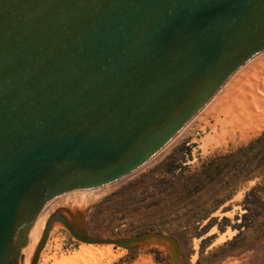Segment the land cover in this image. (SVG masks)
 <instances>
[{
    "label": "water",
    "instance_id": "95a60500",
    "mask_svg": "<svg viewBox=\"0 0 264 264\" xmlns=\"http://www.w3.org/2000/svg\"><path fill=\"white\" fill-rule=\"evenodd\" d=\"M264 49V0H0V264H19L38 215L68 191L108 184L161 149ZM88 244L177 241L150 231ZM78 219V225L75 224Z\"/></svg>",
    "mask_w": 264,
    "mask_h": 264
},
{
    "label": "rangeland",
    "instance_id": "374dc122",
    "mask_svg": "<svg viewBox=\"0 0 264 264\" xmlns=\"http://www.w3.org/2000/svg\"><path fill=\"white\" fill-rule=\"evenodd\" d=\"M263 73L256 85L260 87L249 95L252 101L247 97L252 109H244L246 99L230 116L200 110L208 100L179 130L172 145L159 149L130 173L99 187L59 195L100 192L80 205L69 202L66 210L81 214L91 237L122 239L150 231L170 235L179 246V264H264V204L260 192L252 191L258 184L264 187V156L250 145L264 132ZM216 115L223 119L221 126L213 124ZM66 210L60 213L67 216ZM84 245L89 244L77 241L53 220L36 264H53L41 261L46 247L45 252L58 260L69 258L68 264H168L170 259L169 250L154 243L112 244L108 255L94 257L82 252Z\"/></svg>",
    "mask_w": 264,
    "mask_h": 264
},
{
    "label": "bare ground",
    "instance_id": "6f19581e",
    "mask_svg": "<svg viewBox=\"0 0 264 264\" xmlns=\"http://www.w3.org/2000/svg\"><path fill=\"white\" fill-rule=\"evenodd\" d=\"M264 69V51L258 53L251 59L247 60L243 65H241L234 73H232L226 80L225 82L219 87V89L213 94V96L209 99V101L203 106V109H210L214 110V112L218 111L219 113L222 112L224 114H228L229 116L232 114H235L237 111V107H239V104L243 103V106L246 104V99L249 95H253V92L257 89V87H260L259 85L256 86L258 83V77L262 76ZM264 75V73H263ZM261 78V77H260ZM263 80V78H262ZM260 79V81H262ZM259 89L256 91L258 92ZM260 92V91H259ZM255 94V93H254ZM257 94V93H256ZM255 94V96H256ZM254 96V98H255ZM263 95H261L262 98ZM249 100L252 101L251 97L249 96ZM247 99V102L249 101ZM259 100V99H258ZM245 103V104H244ZM250 106V102H248ZM247 103V104H248ZM246 104V107L249 111V108ZM239 105V106H238ZM242 106V105H241ZM240 108V107H239ZM238 108V109H239ZM242 109V107H241ZM252 109V108H251ZM205 111V110H204ZM244 111V110H242ZM252 111V110H250ZM200 112V111H199ZM246 112V110H245ZM219 113H217L219 115ZM237 114V112H236ZM247 114V113H246ZM250 112L247 114L249 115ZM239 115V113H238ZM242 115V114H240ZM252 114H250L251 116ZM214 116V115H213ZM227 116V115H226ZM234 116V115H233ZM242 116H245L244 114ZM224 120L227 118L225 116ZM214 123L217 122L220 124L223 122V119H220L219 116H215ZM234 119V118H233ZM240 118H236L235 120H239ZM235 120L233 122H235ZM249 120V119H248ZM228 120L226 119V121ZM247 122V121H246ZM231 123V122H229ZM234 124V123H233ZM224 125H227V123ZM212 127V125H211ZM222 127L224 128L223 124ZM215 129V127H214ZM179 131L177 134H175L162 148L160 151H163L165 148H168L169 145H172V143L176 140L178 134L180 135ZM100 192H95V191H81L80 193L74 194V195H67L65 198L62 197H56L49 201L46 206L42 209L40 214L38 215L36 221L34 222L30 232L27 235V242L25 245L20 249V259H19V264H32V259L34 256V251L36 250V246H38L40 237H41V232L42 229L44 228L45 222L51 216L56 213L60 212L61 210H66L65 205L68 204L69 202H72V204L75 205H80L83 203H86L88 201H91L93 198H95L97 195H99ZM100 196V195H99ZM98 196V197H99ZM74 211L76 209H73ZM79 221L78 219H75V224L78 225ZM107 249H100L96 248L94 245L89 244V245H84L81 250L84 254L94 257V256H105L108 255V250L112 246V244L107 245ZM48 249L46 247L44 251L41 253V257L43 260L42 263H48L50 261H53V264H65V263H70L69 258H62L61 260H58L55 255H51L45 250ZM98 256V257H99ZM53 259V260H49ZM40 264V263H38Z\"/></svg>",
    "mask_w": 264,
    "mask_h": 264
},
{
    "label": "trees",
    "instance_id": "16d2710c",
    "mask_svg": "<svg viewBox=\"0 0 264 264\" xmlns=\"http://www.w3.org/2000/svg\"><path fill=\"white\" fill-rule=\"evenodd\" d=\"M250 145L251 146H254L255 147V149H256V151H257V153L259 154V155H263L264 156V132L260 135V136H258L256 139H254L251 143H250ZM230 155H224V157H229ZM223 156H220V158H222ZM217 157H215V159H216ZM214 160V159H213ZM213 160H211L210 162H213ZM262 164L261 165H263V163L264 162H261ZM263 185H260V184H258L256 187H254L253 189H252V191H255V190H257V191H259L260 192V202L262 203V204H264V190H263ZM252 191H250L249 192V194L252 192Z\"/></svg>",
    "mask_w": 264,
    "mask_h": 264
}]
</instances>
